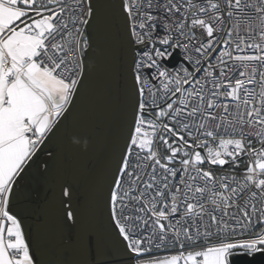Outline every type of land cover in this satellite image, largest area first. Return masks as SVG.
Masks as SVG:
<instances>
[{
  "label": "built area",
  "instance_id": "obj_1",
  "mask_svg": "<svg viewBox=\"0 0 264 264\" xmlns=\"http://www.w3.org/2000/svg\"><path fill=\"white\" fill-rule=\"evenodd\" d=\"M121 4L141 95L135 136L145 142L131 146L114 202L131 252L142 261L179 255L183 264L195 244L251 237L242 242L256 246L264 240V172L255 167L264 150V0ZM89 14L88 0H33L28 16H50L35 60L68 95ZM23 137L34 140L33 128ZM199 156L206 164L193 162ZM3 199L0 191V223Z\"/></svg>",
  "mask_w": 264,
  "mask_h": 264
},
{
  "label": "crops",
  "instance_id": "obj_2",
  "mask_svg": "<svg viewBox=\"0 0 264 264\" xmlns=\"http://www.w3.org/2000/svg\"><path fill=\"white\" fill-rule=\"evenodd\" d=\"M32 7L33 0H0V264H41L52 250L58 255L62 211L72 212L73 203L76 209L99 160L93 142L100 118L98 83L79 80L68 95L66 86L39 66L35 56L51 23L28 19ZM120 83L121 77L116 90ZM119 105L116 93L110 103L112 131ZM29 127L34 140L23 137ZM75 216L73 211L67 225L72 242Z\"/></svg>",
  "mask_w": 264,
  "mask_h": 264
},
{
  "label": "rangeland",
  "instance_id": "obj_3",
  "mask_svg": "<svg viewBox=\"0 0 264 264\" xmlns=\"http://www.w3.org/2000/svg\"><path fill=\"white\" fill-rule=\"evenodd\" d=\"M90 14L86 25V34L88 35L87 48L81 54V75L79 83H98L95 92L96 106L100 118L97 130H94L93 142L96 145V154L98 159L104 154L109 143L112 131V108L111 101L119 94V87L116 90L115 83L120 78L121 67V41L118 27L112 16L108 0H88ZM49 22L50 16L39 17ZM103 83H112L114 88H103ZM120 86V85H119ZM90 88V87H89ZM110 88V87H109ZM91 97V92L87 94ZM92 102V100H91ZM141 95L135 94V103L139 105ZM136 117L133 115L130 120L128 133L123 145L118 153L115 163L100 189V196L103 197L102 207L98 225L96 226L97 241L105 264H180L182 262L179 255H172L168 258L158 260L142 261L136 259L129 248L128 241L118 224L114 214V202L116 200V188L119 178L125 168L126 159L130 148L133 145L145 146V142L137 139L136 136ZM175 150L173 149L171 155ZM262 158L255 162L258 172H264V150H261ZM208 162L213 166H222L224 161L220 158H214L206 154ZM98 160V162H99ZM193 162L198 165L206 164L203 156L195 157ZM89 162L87 163V165ZM96 165V159L92 160V168ZM94 170V168H93ZM73 203V211L77 212ZM71 208V209H72ZM72 212L66 209L62 211V232L60 240L62 243L57 248L58 255L52 250L47 258H42L41 264H74L72 247H74L73 238H71V228L68 229V222L72 218ZM76 217V216H75ZM98 227V228H97ZM42 234V233H41ZM234 244L228 242L213 243L206 248H196L184 254L183 264H229L228 259L231 252L241 249L244 242ZM261 250H264V240L261 243ZM75 255V251H74Z\"/></svg>",
  "mask_w": 264,
  "mask_h": 264
},
{
  "label": "water",
  "instance_id": "obj_4",
  "mask_svg": "<svg viewBox=\"0 0 264 264\" xmlns=\"http://www.w3.org/2000/svg\"><path fill=\"white\" fill-rule=\"evenodd\" d=\"M108 2L121 41L120 105L107 148L89 176L77 203L74 241L76 264H92L93 259L96 264H105L96 234V214L101 203V198L97 196L115 163L128 133L131 117L135 115L137 108L135 103L137 87L132 74L134 49L128 20L121 0H108ZM178 61L179 59L175 54L168 64L173 66ZM228 262L229 264H264V251H258L251 255L234 252L229 256Z\"/></svg>",
  "mask_w": 264,
  "mask_h": 264
},
{
  "label": "trees",
  "instance_id": "obj_5",
  "mask_svg": "<svg viewBox=\"0 0 264 264\" xmlns=\"http://www.w3.org/2000/svg\"><path fill=\"white\" fill-rule=\"evenodd\" d=\"M31 10V9H30ZM29 14H30V12L28 13V15H27V18H28V16H29ZM88 35L85 33V37H84V40L85 41H88V37H87ZM235 169H236V167H234V166H231V167H229V168H227V169H224V170H220V171H225V172H234L235 171ZM242 170H243V167L241 168ZM240 239V238H239ZM238 239V240H239ZM251 239V237H246V238H241L240 240H242V241H244V240H247V241H249ZM231 240H233V238L232 239H230V238H227V239H218V240H214V241H211L210 243L209 242H205V243H201V244H195L194 245V249L195 248H206V247H208V246H210L211 244H213V243H217V242H228V241H231ZM239 240V241H240ZM262 242H259V244L256 242L255 244H256V246H258V248H256V246L254 245V247H252V246H249V245H247L245 242H244V244H243V246L241 247V249H239V250H235V251H233V252H231V254L232 253H234V252H237V253H241V254H246V255H251V254H253L254 253V251H256V250H258V249H261V246L262 245H260ZM258 244V245H257ZM230 254V255H231Z\"/></svg>",
  "mask_w": 264,
  "mask_h": 264
},
{
  "label": "flooded vegetation",
  "instance_id": "obj_6",
  "mask_svg": "<svg viewBox=\"0 0 264 264\" xmlns=\"http://www.w3.org/2000/svg\"><path fill=\"white\" fill-rule=\"evenodd\" d=\"M97 197H100L101 198V203H100V206H99V208L97 210V214H96V226L98 225V220H99V216H100V210H101L102 202H103V197L100 196V193H98V196ZM92 261H93L92 264H95L96 263V261L94 259Z\"/></svg>",
  "mask_w": 264,
  "mask_h": 264
}]
</instances>
